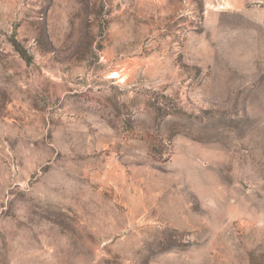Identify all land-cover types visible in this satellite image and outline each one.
<instances>
[{
  "label": "rangeland",
  "instance_id": "obj_1",
  "mask_svg": "<svg viewBox=\"0 0 264 264\" xmlns=\"http://www.w3.org/2000/svg\"><path fill=\"white\" fill-rule=\"evenodd\" d=\"M0 264H264V0H0Z\"/></svg>",
  "mask_w": 264,
  "mask_h": 264
}]
</instances>
